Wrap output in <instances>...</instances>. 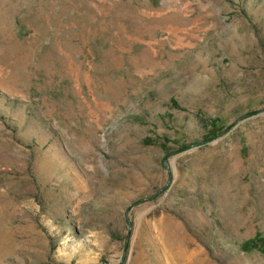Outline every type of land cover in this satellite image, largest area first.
<instances>
[{
	"label": "rangeland",
	"instance_id": "rangeland-1",
	"mask_svg": "<svg viewBox=\"0 0 264 264\" xmlns=\"http://www.w3.org/2000/svg\"><path fill=\"white\" fill-rule=\"evenodd\" d=\"M0 264H264V0H0Z\"/></svg>",
	"mask_w": 264,
	"mask_h": 264
},
{
	"label": "trees",
	"instance_id": "trees-1",
	"mask_svg": "<svg viewBox=\"0 0 264 264\" xmlns=\"http://www.w3.org/2000/svg\"><path fill=\"white\" fill-rule=\"evenodd\" d=\"M251 114H253V113H249L246 116H250ZM216 122H218V120H214V121L211 122V124H212L213 127L216 126Z\"/></svg>",
	"mask_w": 264,
	"mask_h": 264
},
{
	"label": "water",
	"instance_id": "water-1",
	"mask_svg": "<svg viewBox=\"0 0 264 264\" xmlns=\"http://www.w3.org/2000/svg\"><path fill=\"white\" fill-rule=\"evenodd\" d=\"M244 116H246V115H244Z\"/></svg>",
	"mask_w": 264,
	"mask_h": 264
}]
</instances>
